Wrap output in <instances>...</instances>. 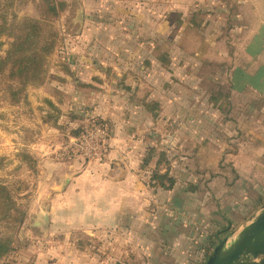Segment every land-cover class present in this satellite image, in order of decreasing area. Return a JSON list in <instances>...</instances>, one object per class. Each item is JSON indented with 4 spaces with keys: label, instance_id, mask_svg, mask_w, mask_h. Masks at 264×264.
<instances>
[{
    "label": "rangeland",
    "instance_id": "1",
    "mask_svg": "<svg viewBox=\"0 0 264 264\" xmlns=\"http://www.w3.org/2000/svg\"><path fill=\"white\" fill-rule=\"evenodd\" d=\"M77 1L55 0L60 11L59 18L53 21L54 32L58 35L57 45L54 52L45 57V61L53 55L66 56L73 60L77 58L79 61L90 58L101 62L102 64H98L101 68L113 70L119 65L123 69L131 70L133 66L138 67V65H133L132 59L127 57H136L148 51H152L157 57L167 55L173 58L174 74L171 78L160 77L155 83L157 101L162 97L160 106L166 105L171 109L174 107L170 106L168 101L171 100L177 106L184 93L190 103L188 93L190 97L203 95L204 98L203 92L211 83L229 86L226 84L229 79L224 74H216V72L210 74L214 75L212 78L215 81L206 74L204 90L196 86V78L181 79L179 76L181 56L190 57L187 68L193 70L197 67V56L204 57L208 68H212L216 63L221 67H228L230 33L227 27L232 22V12L226 0H218L226 5L216 2L218 9L213 12L211 9L215 6L212 0H79L87 15L85 30L81 34L78 33L79 26L73 23L78 9ZM139 4H141L140 10ZM170 5L172 11L165 15ZM44 14L42 0H0V60L6 57L12 43L9 37L11 29L27 17L41 20ZM210 29L212 31H208ZM146 40H156L157 47L146 48L136 44ZM202 43L207 44L202 46ZM245 50L246 48L240 44L236 55L231 58V62L239 70L243 65L250 67L248 60L243 61L241 58ZM216 56L220 58V62L213 59ZM157 66L155 65V68ZM46 70L47 64H45L43 80L39 79L24 88L17 82H11L8 74L0 75V184L12 192L16 207L20 211L16 216L18 221H0V240L12 238L14 243L12 253L0 264H144L143 258L147 259L149 253L146 249L169 247L164 233L173 234L174 231L184 238L181 242H177L178 245L175 247L177 249L182 247L187 230L167 222L168 219L165 220L164 198L153 195V192L151 195L153 201L143 208L142 203L149 202V199L134 201L135 207L139 208L138 213L141 214L140 223L108 227L101 222L99 192L101 183L98 179L90 182L92 176L85 178L86 166L81 160L76 159L82 156L78 152L76 140L85 133L87 123L72 131L76 137L73 140L64 135H60L61 139H54L56 135L41 136L44 139L42 142L45 140L53 142H48L45 146L38 145V155L32 147H29L30 145H24L25 141L32 140L30 136L29 139H21L23 136L15 131L14 138L7 139L9 131V134H14L11 127L20 119V115L11 112V109L20 106L31 120H35L36 112L28 99L29 91L44 86ZM257 78L258 76L252 72H246L239 78L243 81V86L246 87L247 84L251 100H255V93L260 88L261 82ZM12 92L19 94L14 98ZM194 102L196 103V98ZM261 103H263L262 99L248 106L244 102L230 115L233 122H224L222 116L210 111L211 106L205 107V113L210 114L204 117L203 122V130L206 127L211 131L213 127L222 124L228 132L235 133V124L241 125L244 117L253 116L251 121L254 133L249 135L252 138H248L251 141L241 146L242 152L245 148L248 152L243 155L241 163L251 165L252 168H249L250 172L249 170L245 172L246 177L243 176L247 178V183L242 181L239 186L253 184L254 188L250 189L249 196L252 195L254 199L264 193L261 189L262 186L264 188V167L259 160L263 156V151L258 147L264 150V140L257 139V135L261 136V131L264 129V107L261 109L258 107ZM27 104L29 106H26ZM83 117L88 119L85 113ZM190 117L192 121L186 120V122L194 123L195 116L191 114ZM179 129L180 125L175 124L174 131L178 132ZM196 132V128L188 129L185 139L198 141ZM217 140L219 142L205 139V149L201 150L199 159H195L200 164V169L217 168L214 170L217 171L223 166L224 162L219 164L222 159L220 156H223L225 150H232L231 144L234 142L222 143ZM193 149L190 148L187 155L191 162L183 161V163L184 165L190 163V166L195 168L197 163H192L195 158ZM215 149H218V152L214 151ZM230 171L231 169H228L227 175L233 176L234 173ZM99 174L100 171H97V175ZM63 175H74L75 178L66 192L56 194V188L60 185ZM163 194L164 192H161V195ZM232 204L233 210L239 209L238 204ZM47 205L51 207V227L47 237H44L41 229L32 228L31 225L35 215L43 211ZM247 206L251 207V203L247 202ZM22 213L25 216L24 224L20 223ZM128 232H131L130 235L133 233V237H130ZM131 250H134L132 256L124 254V251L132 254ZM164 261L165 258H162L160 262Z\"/></svg>",
    "mask_w": 264,
    "mask_h": 264
},
{
    "label": "crops",
    "instance_id": "2",
    "mask_svg": "<svg viewBox=\"0 0 264 264\" xmlns=\"http://www.w3.org/2000/svg\"><path fill=\"white\" fill-rule=\"evenodd\" d=\"M216 2L220 1L212 0L215 7L211 9V12L217 11ZM226 2L232 12V22L227 27L230 33L228 67H221L219 63H216L210 69L204 57L197 56V67L193 70L187 68L190 57L181 56L179 74L181 79L196 78V86L202 87L203 90L206 74L210 75L213 72L224 74L229 79L226 83L229 84V97L226 100L228 108L225 113L219 109L222 102L215 105L209 92L213 85L224 86L220 83H211L203 92L204 98L203 95L190 97L188 93L189 103L184 93L177 106L171 100L168 101L175 109L168 108L166 105L160 106L162 97L159 96L161 99L157 101L155 81L160 77L173 76V58L167 55L157 57L152 51L140 53L136 57H127L132 59L133 65H138V67L133 66L131 70L123 69L119 65L113 70L101 68L98 65L102 64L101 62L90 58L79 61L77 58L73 60L66 56H50L46 62L47 77L44 86L29 91L28 99L36 112L35 120H31L20 106L10 110L19 114L20 119L11 127L14 134H9V131L7 139H13L15 131L23 136L21 139H29L28 136H30L32 140L25 141L24 145H30L29 147H32L37 155L38 145L45 146L46 143L53 142L49 140L42 142L44 139L41 136L56 135L54 139H61L60 135H64L73 140L76 137L72 131L94 119L107 129L106 154L102 159L89 162L83 161L82 157V159L76 157L86 166L85 178L92 176L90 182L98 179L101 183L99 190L102 208L101 222L108 227L140 223L141 214L138 213L139 208L135 207L134 201L142 198L149 199V202L142 203L143 208L153 201L151 199L153 192V195L164 198L165 220L168 219L167 222L187 230L185 241L179 249L175 246L184 238L175 234L176 231L173 234L165 232L164 238L169 247L146 249L149 253L147 259L143 258L144 264H205L214 248L223 239L244 227L263 207L264 193L254 199L252 195L249 196L250 189L254 188L253 184L239 186L242 181L247 183L245 172L252 168L251 165L241 163L243 155L248 153L246 148L242 152L241 146L251 141L248 138H252L249 135L254 133L251 121L253 116L252 118L244 117L241 125L235 124V133L228 132L222 124L219 127H213L211 131H208L206 127L203 130L204 117L210 114L205 113V107L211 106L210 111L222 116L224 122H233L230 115L244 102L248 106L262 99L263 103L258 107L260 109L264 107V0H226ZM220 4L226 5L222 1ZM140 6L141 4H139V10ZM171 11L172 5L166 9L165 15ZM86 21L85 13L82 31L85 30ZM136 44L139 47H157L156 40L139 41ZM206 44L202 43V46ZM240 44L246 48L241 58L243 61L247 59L250 67L243 65L239 70L236 65H233L231 58L236 55ZM213 59L220 62L217 56ZM155 65H158L157 68ZM246 72H252L258 76L257 79L261 82L259 90L255 93L257 96L255 100L250 99L247 84L245 87L243 81L239 80ZM213 76L210 75L209 78L213 79ZM83 113L86 114L87 120L83 117ZM191 114L196 120L194 123H187L186 120L192 121ZM175 124L180 125L178 132L174 131ZM194 128L197 130L199 140L185 139L187 130ZM257 136V139L264 140V129L261 131V136ZM205 139H214L215 142H219L217 140L219 139L222 143L234 142L231 144L232 150H225L223 156H220L222 159L219 164L224 162L223 166L219 167L220 170L200 169V164L195 160L199 159L201 150L205 149ZM258 147L263 151V156L259 158L261 162L264 150ZM190 148H194L195 158L192 163H197L195 168L191 167L190 163L186 165L183 163V161H190L187 158ZM214 151L218 152V149ZM162 154L165 155L166 162L157 168L156 163ZM148 159L149 163H147ZM228 169L234 173H231L233 176L227 175ZM155 170H159L160 175H169L175 179L176 185L172 190L157 186L152 180ZM97 171H100L99 175ZM161 192L164 194L161 195ZM247 202L251 203V207L247 206ZM232 203L238 204L239 209L233 210ZM255 208L258 209L254 210ZM129 213L131 215H127ZM249 216L251 217L248 219ZM128 234L130 235L131 232ZM130 237H133V233ZM134 250L130 251L132 254L125 251L124 254L132 256ZM162 258H165L164 262H160Z\"/></svg>",
    "mask_w": 264,
    "mask_h": 264
},
{
    "label": "trees",
    "instance_id": "3",
    "mask_svg": "<svg viewBox=\"0 0 264 264\" xmlns=\"http://www.w3.org/2000/svg\"><path fill=\"white\" fill-rule=\"evenodd\" d=\"M45 11L43 19L27 17L14 26L9 37L12 40L6 57L0 60V75L8 74L11 82H17L22 88L30 83L42 79L45 73V57L51 55L57 45V34L53 29V21L59 18L60 11L55 0H42ZM43 80V79H42ZM229 86L213 85L210 93L217 105L222 102L220 110L225 113L228 108ZM23 93V92H22ZM19 92H12L14 98ZM166 162L165 155H161L156 166ZM149 163V159L147 160ZM264 167V157L261 159ZM152 180L157 186L165 190H172L176 185L175 179L169 175H160L159 170L153 172ZM264 206V203H263ZM20 211L16 207L12 192L0 184V221H18ZM24 213L20 223L24 224ZM12 238L0 240V262L12 253L14 249Z\"/></svg>",
    "mask_w": 264,
    "mask_h": 264
},
{
    "label": "water",
    "instance_id": "4",
    "mask_svg": "<svg viewBox=\"0 0 264 264\" xmlns=\"http://www.w3.org/2000/svg\"><path fill=\"white\" fill-rule=\"evenodd\" d=\"M78 9L74 23L81 34L85 24V8L78 0ZM74 175L61 177V184L55 193L66 191ZM32 228L41 229L47 237L51 227V207L35 215ZM205 264H264V206L244 225L223 239L212 251Z\"/></svg>",
    "mask_w": 264,
    "mask_h": 264
},
{
    "label": "built area",
    "instance_id": "5",
    "mask_svg": "<svg viewBox=\"0 0 264 264\" xmlns=\"http://www.w3.org/2000/svg\"><path fill=\"white\" fill-rule=\"evenodd\" d=\"M107 129L96 120H90L85 133L76 140L78 152L83 159L93 162L106 154Z\"/></svg>",
    "mask_w": 264,
    "mask_h": 264
}]
</instances>
